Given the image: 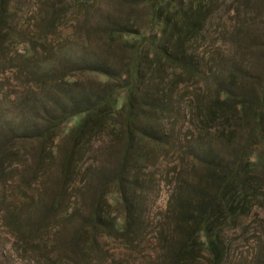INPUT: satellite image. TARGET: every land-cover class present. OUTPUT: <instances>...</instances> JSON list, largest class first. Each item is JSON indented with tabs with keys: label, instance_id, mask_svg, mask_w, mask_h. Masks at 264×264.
Here are the masks:
<instances>
[{
	"label": "rangeland",
	"instance_id": "1",
	"mask_svg": "<svg viewBox=\"0 0 264 264\" xmlns=\"http://www.w3.org/2000/svg\"><path fill=\"white\" fill-rule=\"evenodd\" d=\"M124 1L0 0V264H264V0H201L196 69L154 77L100 33L144 19ZM112 89L110 127L80 146L74 109ZM126 99L142 134L129 147ZM232 171L234 213L218 197Z\"/></svg>",
	"mask_w": 264,
	"mask_h": 264
},
{
	"label": "trees",
	"instance_id": "2",
	"mask_svg": "<svg viewBox=\"0 0 264 264\" xmlns=\"http://www.w3.org/2000/svg\"><path fill=\"white\" fill-rule=\"evenodd\" d=\"M203 3L204 1L201 0H191L188 3L184 0H125L126 6L133 5L130 8L143 7L145 10L144 19H138L136 15L122 13L116 17L117 20H112L100 33L109 40H117L122 43L126 48L125 52L132 54L129 60L131 62L127 64V72H131L133 76L142 70L143 75L154 77L162 72L164 64L167 63L173 64L176 68H189V71L192 72L196 67L184 47L186 43H191L197 37L198 31L202 28ZM132 13L134 12L132 11ZM99 73L107 78L111 76L109 71H100ZM134 86L126 81L122 82V87L130 88L128 89V98L134 94L133 92H136L133 89ZM113 91L114 89L105 93L92 108L78 107V109H74L72 117H77L79 120L68 134L74 141L79 142L80 146L98 130L110 127L111 117L116 110V96ZM224 100L225 97L220 95L218 101L223 103ZM258 102L253 113L256 125L253 134L261 139L264 149V132L260 130L263 115L259 111L264 108V96L260 97ZM239 104L242 102H236L235 108ZM123 107L127 108V115L123 121V135L125 145L129 147L136 134L139 136L142 134L134 126L133 110L137 107L136 102L127 100ZM71 157L72 154L69 155V158ZM237 176L236 172H229L226 177L221 179L218 189V197L224 200L220 204L221 208L233 213L235 210L231 208V205L228 206L229 198L226 199V197L231 196V182ZM115 179L119 180V176H116ZM210 214L209 209L200 211L199 215L203 216L200 218L201 223L196 234L205 230ZM209 240L213 242L214 238L209 237Z\"/></svg>",
	"mask_w": 264,
	"mask_h": 264
}]
</instances>
